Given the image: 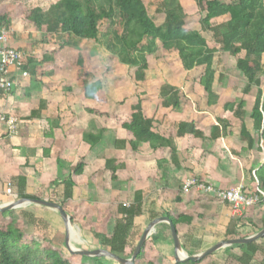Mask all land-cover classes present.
I'll return each mask as SVG.
<instances>
[{"label": "crops", "instance_id": "crops-1", "mask_svg": "<svg viewBox=\"0 0 264 264\" xmlns=\"http://www.w3.org/2000/svg\"><path fill=\"white\" fill-rule=\"evenodd\" d=\"M11 25L13 35L9 37V47L23 52L26 59L28 56L34 57L40 66L33 73L26 72L27 76L22 75L25 71L21 69H11L10 78L14 82V88L9 94L0 91V118L14 116L19 120L17 133L13 136L8 134L6 125L0 122V207L19 200V178L26 180V186L22 190L24 195L40 196L41 200L48 202L63 201L64 182L74 167L81 160H85L88 166L78 178L72 199L66 201V212L73 225L81 206L95 208L102 203L111 205L109 218L115 224L118 205L128 206L133 201L134 193L140 191L144 197V211L147 213L137 219L135 225H144L143 232L152 221L163 218L160 214L164 212L174 211L178 215L193 218L191 227L181 225L176 229L181 246L187 252L197 251L201 254L220 242L233 240L226 239L225 233L229 226L240 219L251 220L261 228L264 220V191L259 190L257 180L253 181L251 175L264 164V146L261 152L249 151L239 141L240 121L233 114L224 112L219 105L207 108L206 100L202 99L201 87L199 93L202 102H205V110L201 112H189L184 108L182 115L174 116L171 109H162L161 113L164 114L158 118L156 109L160 103L159 93L156 103L151 100L142 103L144 116L147 119H158L161 124L157 125V131L163 137L173 139L176 162L171 161L169 148L154 151L148 144H141L135 159L128 160L125 151L115 148L116 141L126 139V132L117 128V121L112 118L117 113L111 112V105L101 103L100 106V103L83 98L84 83L79 79V71L67 70L63 68V63H60L59 68L51 70L52 63H44V56L51 55L54 46L43 45L41 48L42 45L35 44L34 38L30 37L34 33L42 34L43 29L39 31L34 26L33 32L32 24L27 30L17 23ZM75 39V48L90 54L84 47L90 41ZM177 89L180 91V88ZM213 90L219 94L216 85ZM218 118L231 123L232 137L218 139L211 149L212 155L205 161L201 160L203 151L200 140L190 136H176L174 126L179 122L195 123L198 129L208 135L210 128L217 124ZM171 121L173 129L168 132V122ZM245 126L249 134L253 135V122L248 117L245 119ZM85 134H90L88 141L94 142L95 136L101 139L91 147L84 140ZM106 160H114L119 166L116 181H112L105 168ZM192 178L219 190L242 188L248 195L258 193L261 197L260 203L246 208L242 216L237 217L229 204L217 200L212 194L197 189L184 194L183 185ZM9 182L15 187V197L12 198L4 193ZM13 211L17 215L26 212L39 220L43 215L60 217L48 208L35 205L23 206ZM149 213L156 217L151 220ZM1 219L0 216V225ZM23 221L27 223V220ZM167 226L160 224L155 228L154 233L161 234V237L157 243H151L156 254L152 263L163 264L164 259H173L175 263L174 245ZM30 229L32 232L33 228ZM77 231L79 233L78 229L75 230L76 233ZM236 232L241 239L259 231L245 227L237 229ZM262 239L264 243V238ZM229 253L234 255L232 258L240 254L238 250L226 249L215 254L226 256ZM202 262L200 264L221 263L214 258ZM232 262L236 264L234 259Z\"/></svg>", "mask_w": 264, "mask_h": 264}, {"label": "trees", "instance_id": "trees-1", "mask_svg": "<svg viewBox=\"0 0 264 264\" xmlns=\"http://www.w3.org/2000/svg\"><path fill=\"white\" fill-rule=\"evenodd\" d=\"M193 2L201 14V19L198 21L201 31L212 34V46L199 31L187 25L188 15L181 6L173 5L171 0H162L156 10V14L162 20L160 26H156L149 17L142 0H60L47 12L39 8L29 10L25 14L24 21L26 24H32L39 31L45 28L42 33L43 45H50L53 36L64 37L62 44L53 50L51 55H45L43 61L52 63L51 70L59 68L60 63H63V68L67 70L82 71L80 78L84 83L83 98L85 100L107 103L102 83L88 81L91 56L85 51L77 50L74 47L73 38L93 42H98L100 36L105 40L108 39L107 51L117 57L122 65L134 70V80L139 84L146 81L149 54L154 55L157 60L168 56L176 57L186 73L202 69L198 85L202 88V99L206 100V107L219 105L224 112L233 114L240 121L239 141L244 143L249 151L261 152L264 146V0H193ZM222 18H227L226 22L213 25L214 20ZM9 26L6 16L0 15V28H9ZM220 54H227V65L240 72L244 78L245 86L242 94L245 96L254 94L248 116V119L253 122V135L249 134L245 126L246 100L223 102L221 95L213 90ZM39 66L34 57L28 56L21 70L33 73V70ZM217 80L223 82V74H218ZM159 98V109L180 111L182 105L195 108L194 102L168 83L160 87ZM216 122L217 124L210 128L208 135L198 129L195 123L179 122L176 126V136L178 138L190 136L200 140L203 151L201 160L205 161L212 155L211 149L218 139L232 137V126L228 120L218 118ZM157 125L160 124L155 119H147L144 116L142 101L138 100L130 106L128 120L119 124V128L126 132V139L116 141V150L125 151L126 158L133 160L141 144H148L154 151L169 148L171 161L176 162L173 139L163 137L157 131ZM89 136L90 134H85L84 140L89 142L91 147L101 139L95 136L94 142L88 141ZM87 166L88 162L81 160L64 182L63 201L50 200V202L59 204L66 211V201L72 199L73 189ZM105 168L109 171L112 181H116V173L119 170L116 162L106 160ZM251 176L253 181L257 180L259 190L264 191V164ZM18 181L17 198L19 200H41L40 196L24 195L22 190L26 186V180L19 178ZM145 213L147 212L144 211V197L140 191L134 193L133 201L128 206L118 205V217L111 234L99 240L103 249L129 259L140 240L135 243L134 237L136 234L141 235L135 222ZM149 215L151 220L156 217L155 214L149 213ZM0 216L2 218L0 264H75L65 258L62 251L53 246L48 238H44L42 243L36 241V234L33 231L46 228L47 225L43 221L26 212H21L20 218L27 220L28 226L34 228L32 232L23 233L18 229L19 217L15 211H7ZM160 216L169 218L176 229L181 225L191 227L193 223L191 216L178 215L174 211L161 213ZM245 227L260 231L264 229V220L259 228L251 220L240 219L228 227L225 238L240 239V234L236 230ZM160 237L161 234L154 233L150 237L151 243H157ZM145 245L136 259V264L145 257ZM183 248L185 249L184 246ZM233 250H238L240 253L233 258L236 264H264L263 239L248 245L226 249V251ZM187 254L193 256L198 253L194 251ZM84 259L91 261V264H105L103 258L84 257ZM201 262L182 264H200Z\"/></svg>", "mask_w": 264, "mask_h": 264}, {"label": "rangeland", "instance_id": "rangeland-1", "mask_svg": "<svg viewBox=\"0 0 264 264\" xmlns=\"http://www.w3.org/2000/svg\"><path fill=\"white\" fill-rule=\"evenodd\" d=\"M60 0H0V15H5L9 21V28H6L9 31V37H11L13 27L12 23H17L18 26H22V29H28L32 25L25 23V14L32 9L39 8L44 12H47L51 6L58 3ZM144 5L146 6L149 17L153 20L156 26H160L162 23L161 18L156 14V10L158 9L162 0H142ZM173 5L181 6L184 12L188 15L187 25L193 30H197L201 33L202 37H204L209 44L212 46V34L205 33L201 31L200 26L198 24L199 19H201V14H199L196 5L193 0H171ZM227 18H222L219 20H214L213 25H220L226 22ZM35 27L32 26L31 30L34 32ZM45 31V28L42 30ZM42 32V33H43ZM30 37H33V41L35 44L42 45L43 35L34 33L31 34ZM112 39V38H111ZM64 37H56L53 36L51 40V46H54L53 50L57 49L59 45L62 44ZM75 38L72 39L73 43ZM102 36L99 37L98 42L90 41L84 47L86 50L90 51V56L92 59L91 66L89 67L90 72V83L95 81H99L102 83L107 103L111 105V112H116L117 116L112 117L116 119V126L119 128V124L125 122L129 118L130 114V106L136 103L138 100H141L142 103L144 101L151 100V102L156 103L158 101V93L159 87L162 84L168 83L180 88V91L186 95L187 98L192 99L195 108H190L188 106L182 105L180 111H172L173 115L179 116L177 114L182 115V111L184 108L187 111L198 110V112L205 110V102H202L201 88L198 85V79L202 75V69H196L193 72L186 73L180 66L179 60L176 57L168 56L162 58L160 60L155 59L154 55L149 54L147 56L149 70L146 73V81L144 83H137L134 80V70L129 69L127 66L122 65L118 58L111 55L106 49V42ZM36 46V45H35ZM40 47V46H39ZM75 47V46H74ZM161 46L159 44V50ZM79 50V49H77ZM83 51V50H79ZM86 52V51H85ZM227 54H220L217 61V77H216V89L221 95V99L223 102L227 101H240V100H248L247 103V113L246 116H249L248 112L251 109L252 102L254 100V94L250 96H245L242 94V90L245 86V80L242 77L241 73L231 68L227 65ZM264 62V57H263ZM75 71V70H74ZM82 71H79V79ZM223 74L224 80L223 82H218V74ZM160 99V98H159ZM201 100V102H198ZM197 101V102H195ZM183 102V100H182ZM98 103V102H97ZM104 103V104H107ZM184 103V102H183ZM103 104V103H102ZM100 103L99 105L102 106ZM160 103L157 104L156 116L160 118L164 113H161L162 109H159ZM107 108V107H106ZM107 115V114H105ZM172 116V117H174ZM178 118V117H177ZM157 123L161 124L158 119H155ZM173 120V118H172ZM114 123V122H113ZM169 126L167 128L168 132H172L173 129V121L168 122ZM176 128V125L174 126ZM158 129V128H157ZM102 205V206H101ZM100 206H96L92 208L89 205L81 206L79 212L77 213L76 218H74V225L76 229L79 230L74 232L77 236V239L72 236V244L77 249L83 250H97L102 249L103 247L100 245L98 239L103 238L105 235H109L112 232V228L114 225V220H110V206H106L105 203H102ZM40 210V209H39ZM44 212L43 209H41ZM40 210V211H41ZM66 211L67 208H66ZM72 211V210H71ZM47 213V212H45ZM38 215H42L39 214ZM55 216V215H54ZM19 222L18 229L23 232H30L32 227L28 226L29 224L23 221L20 218V213H18ZM44 217V218H43ZM47 218V219H46ZM40 219L47 225L46 228H41L38 231H33L36 234V241L42 243L44 238H48L52 241L53 246L59 248L64 254L65 258L75 264H91V261L85 260L84 257L73 256L71 255L66 246L64 244L65 241V226L60 217H50L45 215L40 217ZM27 224V225H26ZM79 225V226H78ZM144 225H139L137 229L139 232H143ZM75 229V230H76ZM34 230V228H33ZM74 230V229H73ZM74 230V231H75ZM141 235L136 234L134 237V242H138ZM79 238V239H78ZM74 239V240H73ZM156 248V247H155ZM153 245H151V241H147L144 254L145 257L138 264H150L156 258V254L154 252ZM196 252V251H195ZM221 254V253H220ZM214 256V257H213ZM232 253L228 255L220 256L218 254H214L210 256V258L205 259L207 261L209 259L213 260V258L222 264H233ZM213 257V258H211ZM203 261V262H204ZM163 264H173V259L170 261L164 259ZM202 262V263H203ZM105 264H117L113 261L104 259ZM220 263V264H221Z\"/></svg>", "mask_w": 264, "mask_h": 264}, {"label": "water", "instance_id": "water-1", "mask_svg": "<svg viewBox=\"0 0 264 264\" xmlns=\"http://www.w3.org/2000/svg\"><path fill=\"white\" fill-rule=\"evenodd\" d=\"M27 205H35L40 207L48 208L54 212H56L60 218L62 219L64 226H65V246L68 252L73 256H79V257H85V258H94V259H107L110 261H113L117 264H136V259L139 256V254L142 251L143 246L147 242V240L152 236V234L155 231L156 226L160 224H167L170 228V234L174 245L175 250V264H182L185 262H193L197 263L201 260L212 256L213 254L233 247V246H244L251 243H255L258 240L264 238V229L260 230L259 232L255 233L254 235L248 237V238H241V239H233V240H227L220 242L219 244L213 246L212 248L204 251L201 254L189 256L185 253L181 246V242L176 230V227L174 226L173 222L166 217L156 219L152 221L148 227L143 232L137 246L135 247L132 256L129 259H125L122 257H119L105 249H97V250H83V249H77L72 244V232H73V222L70 218V216L67 214L66 211L63 210V208L53 202L43 201V200H18L15 202H12L10 204H7L5 206L0 207V213H4L7 211H13L15 209L21 208L23 206Z\"/></svg>", "mask_w": 264, "mask_h": 264}, {"label": "built area", "instance_id": "built-area-1", "mask_svg": "<svg viewBox=\"0 0 264 264\" xmlns=\"http://www.w3.org/2000/svg\"><path fill=\"white\" fill-rule=\"evenodd\" d=\"M9 31L2 27L0 28V91L4 94H9L14 88V82L10 78V70L21 69L26 62V55L12 47H9ZM23 76H27L24 72ZM0 122L5 124L8 134L13 136L17 133L19 120L14 116H1ZM192 189L212 194L217 200L227 203L231 206L233 214L241 217L246 208L252 207L260 203V196L258 193L246 194L242 188L232 190H219L211 185H205L198 179L192 178L183 185V193L187 194ZM7 197H15L14 186L12 183H7L5 189Z\"/></svg>", "mask_w": 264, "mask_h": 264}, {"label": "bare ground", "instance_id": "bare-ground-1", "mask_svg": "<svg viewBox=\"0 0 264 264\" xmlns=\"http://www.w3.org/2000/svg\"><path fill=\"white\" fill-rule=\"evenodd\" d=\"M75 231L73 230V232H72V236L74 235V238L75 239H77V236L75 235V233H74ZM79 239V238H78ZM74 240V239H73Z\"/></svg>", "mask_w": 264, "mask_h": 264}]
</instances>
